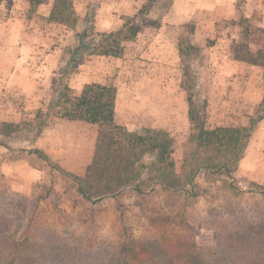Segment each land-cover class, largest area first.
<instances>
[{
    "label": "rangeland",
    "instance_id": "rangeland-1",
    "mask_svg": "<svg viewBox=\"0 0 264 264\" xmlns=\"http://www.w3.org/2000/svg\"><path fill=\"white\" fill-rule=\"evenodd\" d=\"M248 3L235 0V17L215 25L206 9H199L198 1L187 6L184 0H74L79 16L75 31L50 22L44 16L48 8L31 10L24 0H0V18L13 21L19 42L26 34L30 38L32 24L43 28L52 42L48 53L62 51L66 60L75 63L67 81L73 94L79 95L80 63L88 66L87 75L99 79L104 75L103 60L91 55L92 43L104 45V35L122 30L128 17H136L151 4L141 36L124 43L123 56L111 64L107 79L119 91L118 123L129 128L150 124L171 132L172 157L180 174L186 154L195 145L189 141L187 95L180 86L176 28L187 18L195 23L194 39L203 50L195 66L200 73L198 91L207 101V128L249 126L250 118L261 111L260 104H254L258 95L245 93L256 70L247 63L237 67L227 63L233 59L231 42L239 40L242 30L234 22L240 17L239 7L253 24L264 25V0ZM93 15L95 32L89 24ZM85 31L90 34L82 47L77 34ZM236 73L237 81L232 76ZM259 75L264 88V72ZM55 87L51 84L47 92L53 95ZM1 94L0 105L14 102L19 114L11 110L0 115V128L4 118L30 122L26 96ZM50 101L39 109L46 110ZM96 129L88 125L73 132L92 137ZM30 148V142L15 143L11 149L0 147V264H264V197L260 193L264 176L238 168L233 183L239 190L230 191L224 186L232 180L202 172L185 191L153 186L140 194L131 186L117 199L88 202L75 186L76 179L86 174L88 147L68 156L66 164L30 156Z\"/></svg>",
    "mask_w": 264,
    "mask_h": 264
},
{
    "label": "trees",
    "instance_id": "trees-1",
    "mask_svg": "<svg viewBox=\"0 0 264 264\" xmlns=\"http://www.w3.org/2000/svg\"><path fill=\"white\" fill-rule=\"evenodd\" d=\"M24 1L29 3L31 10L51 4L48 20L75 31L79 16L74 0ZM151 7V4L145 6L136 17H128L122 30L104 35V45L96 46L92 43L94 48L91 55L121 58L124 43L137 38L143 25H146L144 21ZM240 8V17L234 22L242 30L239 40H232L230 45L233 60L264 69V25L253 24L249 18L244 17ZM94 21L93 15L89 19L92 32H95ZM89 34L87 31L77 34L83 43L82 47L86 46ZM194 34L195 23L187 18L176 28L174 36L181 65L180 86L186 92L188 102L189 141L195 145V149L186 154L180 174L176 173L172 157L175 139L171 132L150 124L140 128L117 124L115 111L118 92L113 83L86 84L79 95H74L67 80L68 74L76 67L73 61L66 60L64 53L60 62L66 63L64 67L60 66L53 79L54 87L55 82L59 84L54 88L46 110H39L33 123H1L0 147L11 149L18 142L36 141L52 128L49 123L55 119L86 122L97 127L98 136L92 161L85 176L76 179L75 186L79 195L88 202L108 197L117 199L124 193V189L131 186L140 194L150 191L153 186H160L168 192L185 191L202 172L210 176L227 177L232 181H228L224 187L238 191L233 180L255 129L264 121V97L258 107L260 115L250 118L249 126L208 129L207 101L198 91L200 73L195 66V62L203 57V50L196 43ZM31 152L41 159L50 160L40 149ZM260 189L264 197V186Z\"/></svg>",
    "mask_w": 264,
    "mask_h": 264
},
{
    "label": "crops",
    "instance_id": "crops-1",
    "mask_svg": "<svg viewBox=\"0 0 264 264\" xmlns=\"http://www.w3.org/2000/svg\"><path fill=\"white\" fill-rule=\"evenodd\" d=\"M197 1L201 5L199 9L205 8V13L212 18V25H215L216 22L221 19L228 20L235 17L237 7V5L235 6L234 4L235 0H184L186 5L188 4L187 6L195 5ZM247 1L249 2L248 6L251 5L250 0ZM204 5L207 6L204 7ZM41 7L48 8V12L44 15L47 16L48 19L52 5L46 4L38 8ZM32 25L30 26V38L26 34L19 42V31L16 29V25L13 21L0 18V93H2V96L6 97L10 95L9 92H13L16 96H20V98L21 96H26L27 100L30 101V122L33 123L36 115L33 113L43 105V102L46 103L51 100L52 95L47 92V89L53 83L52 77L57 72L58 67L60 68L58 62H60L59 60H61L63 52L61 51V53H59L55 51V53L49 54L48 51L52 48L49 34H47L43 28H37ZM140 34L141 32L137 37L141 36ZM96 58H100L104 62V75H99L100 79L92 73L87 75L88 66L80 63L81 66L77 77L82 83V88L84 85L90 83H108L107 75L111 71V64H113L116 59L120 61L119 58L111 56L99 55ZM227 63H231L234 67L247 65L246 63L238 62L231 58L228 59ZM218 67L220 68L221 65ZM250 68L255 69L256 72L249 76L250 87L247 89L249 91L246 90L245 93L249 97L258 95L254 104H260L263 100L264 88L260 86L262 76L259 74L261 71H264L257 66H250ZM232 76L236 81L239 78L237 73ZM234 88H236V86ZM235 90L239 95L242 94V90ZM12 103L14 102L7 101V104L2 103L0 105V115L4 117L11 110V112L18 115L19 113L13 108ZM115 121L117 124L125 126V124L117 122V114L115 115ZM3 122H11V120L4 118L2 123ZM14 122L19 123L17 121ZM88 125L95 126L86 122L55 119L52 128L46 134L39 137L36 141L30 142V156L36 155L31 152L33 149H40L50 159L56 158L62 164L65 163V159L68 156L71 157L73 153L82 152L85 145L88 147L89 152L87 160L89 162L85 164L87 166V164H90L92 161L94 155L98 129L94 131V136L92 137L87 136L81 131L78 133L73 131L77 128L83 129ZM71 142H73L75 146H73ZM63 167L68 168V165H63ZM68 170L72 173L80 174V172H76V170L71 168H68ZM241 170H248L247 173L249 175L264 176V121L258 124L252 135L245 156L239 165V171Z\"/></svg>",
    "mask_w": 264,
    "mask_h": 264
}]
</instances>
